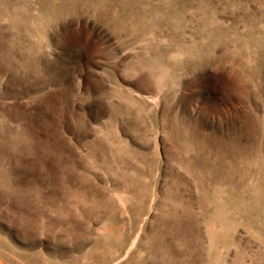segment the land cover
Returning <instances> with one entry per match:
<instances>
[{
  "label": "rangeland",
  "instance_id": "1",
  "mask_svg": "<svg viewBox=\"0 0 264 264\" xmlns=\"http://www.w3.org/2000/svg\"><path fill=\"white\" fill-rule=\"evenodd\" d=\"M0 264H264V0H0Z\"/></svg>",
  "mask_w": 264,
  "mask_h": 264
}]
</instances>
